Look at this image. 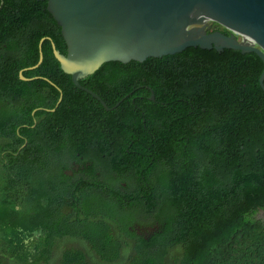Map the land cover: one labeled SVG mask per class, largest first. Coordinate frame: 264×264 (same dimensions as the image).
Returning <instances> with one entry per match:
<instances>
[{
  "label": "trees",
  "instance_id": "16d2710c",
  "mask_svg": "<svg viewBox=\"0 0 264 264\" xmlns=\"http://www.w3.org/2000/svg\"><path fill=\"white\" fill-rule=\"evenodd\" d=\"M61 42L54 38L58 49ZM32 52L34 59L17 69L0 58V264H264L258 54L188 47L143 62L104 63L80 82L111 108L121 102L108 111L73 83L45 42L42 64L25 75L53 79L58 100L69 92L73 107L85 103L102 123L119 128L112 145L91 143L82 152L118 190L75 193L66 190L69 179L58 163L50 165L51 152L31 158L39 146L36 115L60 120L74 113L45 110L56 104L36 101L32 87L56 88L19 78L20 68L38 64V46ZM8 73L17 75L30 102L10 103ZM41 123L49 142L50 129ZM18 132L25 146L9 141ZM137 227L149 236L140 237Z\"/></svg>",
  "mask_w": 264,
  "mask_h": 264
},
{
  "label": "water",
  "instance_id": "95a60500",
  "mask_svg": "<svg viewBox=\"0 0 264 264\" xmlns=\"http://www.w3.org/2000/svg\"><path fill=\"white\" fill-rule=\"evenodd\" d=\"M68 46H54L61 69L73 83L109 107L81 80L104 63L143 62L183 52L188 47L254 52L264 62V0H46ZM211 23L228 33L210 31ZM40 60L43 62L42 43ZM264 90V70L260 78ZM155 100V95H152Z\"/></svg>",
  "mask_w": 264,
  "mask_h": 264
},
{
  "label": "flooded vegetation",
  "instance_id": "af4514ba",
  "mask_svg": "<svg viewBox=\"0 0 264 264\" xmlns=\"http://www.w3.org/2000/svg\"><path fill=\"white\" fill-rule=\"evenodd\" d=\"M211 27L210 31L220 30L224 32L226 30L223 26L216 23H211ZM58 35L62 36L64 41V43L61 42L62 47L59 49L54 43V38ZM45 42L52 43L53 53V44H55L57 50L62 54H67L62 52V50L68 51L62 28L49 11L48 1L0 0V58L3 57L4 60L10 62L11 68L14 69L16 67L15 69H17L20 64H25L34 59L35 54L32 50L35 49V45L40 50L41 43L43 49ZM29 68L31 67L18 70L19 78L22 81L32 82L43 79L56 88L55 90H50L42 86L41 83H36L32 87L34 96L36 94V101L39 99L48 106L56 104V107H58H53L52 109L44 108L45 110L56 113L57 110L65 109L69 114L71 110L74 112L72 115L70 114L60 120L55 119L52 115L49 117L47 115H36V145L39 146L36 147V154L32 155L31 158L40 161L45 159L46 152H51L48 158L52 162L50 165L58 163V167L63 170L64 175L69 179V185L66 184L67 191L82 193L118 190V188L113 186V180L106 174L104 168L95 161H87V156L82 152H85V149L91 143L100 146V148L104 142L112 145L118 136L119 128L114 123H102L100 115L95 113L93 108L88 107L85 103H82L81 106L73 107L71 100H65L69 92L62 91L58 100L57 95L59 90H61L59 84L48 77L25 75V72L30 71ZM6 76L10 80V85L5 90L10 103H15V100L27 103L33 99L26 92L25 86L18 81L16 74L8 73ZM55 78L56 81H59V77ZM98 101L101 102L100 100ZM66 102L68 103L67 107L63 106ZM42 120H44L43 123H41ZM39 123L50 129L51 137L48 139L49 142H45L40 128H37ZM18 133L19 137H11L9 141L16 146H25L27 143L26 139L20 132ZM105 134L106 136H104ZM103 137L104 139H101ZM58 149L66 152L59 155ZM56 159H59V161ZM122 165L126 166L125 163ZM124 188H126V183H124ZM137 233L140 237L147 238L149 236L146 228L137 227Z\"/></svg>",
  "mask_w": 264,
  "mask_h": 264
}]
</instances>
